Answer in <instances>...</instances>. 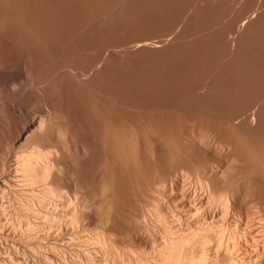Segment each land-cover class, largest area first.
Returning a JSON list of instances; mask_svg holds the SVG:
<instances>
[{
	"label": "rangeland",
	"instance_id": "1",
	"mask_svg": "<svg viewBox=\"0 0 264 264\" xmlns=\"http://www.w3.org/2000/svg\"><path fill=\"white\" fill-rule=\"evenodd\" d=\"M13 1L0 0L1 169L26 121L44 111L39 143L60 148L57 184L93 205L83 236L108 230L120 252L154 264L161 197L175 208L208 185L233 198L230 224L264 246V0ZM115 130L136 138L133 164L118 159ZM209 211L218 217L221 207ZM11 217L7 207L0 224L16 233ZM165 222L177 226L174 214ZM68 235L56 251L66 257L52 264H87L88 253L112 262ZM0 242L8 257L13 244ZM28 248L11 264H39Z\"/></svg>",
	"mask_w": 264,
	"mask_h": 264
},
{
	"label": "bare ground",
	"instance_id": "2",
	"mask_svg": "<svg viewBox=\"0 0 264 264\" xmlns=\"http://www.w3.org/2000/svg\"><path fill=\"white\" fill-rule=\"evenodd\" d=\"M2 18L3 17L1 16V19ZM50 116L51 115H47L46 112L43 111L39 112L32 118L30 117L26 121L22 131L19 132L13 142H11L12 145H10V148L12 146V156L8 155L10 156L8 157V161L7 159H5L6 163H4L3 161L4 165L2 164L3 167L2 169L0 168V219L3 215H5V209L7 207H10L14 216L16 217L12 218L13 216L10 212L12 221H9L8 219L7 221L16 223L15 225L19 229H17L18 231L16 233H18L20 229H22L20 234H16V230L11 231V229H8L4 226V223L0 224V240L9 241L11 244H13L11 246L12 250H6L8 257H2L0 255V264H11V259L14 261H19V259L22 258V256L25 254L21 256L17 251L20 250V252L22 253H27L29 249L28 246L31 247L33 251L36 250L38 252L40 257V261H38L39 264H41L40 262H42V264H52L56 260L65 258L66 251L63 250L64 252L60 254L56 252L59 249H57L58 243H61L65 235L67 236L69 233L70 235H74V233H76L79 237L80 233L84 231V218L85 216H87V213H89L88 210L90 209V207L93 206H89L90 202L88 203L86 202L88 200H84L86 198L83 197V199L82 196H79L80 193L78 194L73 184H71L72 186L69 185L65 188L57 184V176L59 171L56 158L58 150L60 148L58 150L55 148L56 146H54L53 148H44L43 146H41V142L39 143L42 132L44 131L46 126H48L47 123ZM117 130L119 131V128ZM117 133L116 135H114L115 133L112 134V137H114L111 144H113L114 146H112L115 147L114 151L118 159L123 163V166H125L124 164H127L126 166H128V163H130L131 161L133 162H131L130 164H133L134 161H136V138L134 140V137H131L132 133H130L129 136V133H127V131V134L122 132L119 134ZM109 136L111 137V134ZM22 143H29V145L19 150L15 149L19 146H22ZM107 145L109 144L107 143ZM169 185L170 189L172 190L178 188L177 181L172 180ZM200 187L201 190H204V195L203 193L201 195L194 193L193 195L191 194L193 202H189L192 203L187 204L183 200L178 201L177 205H180L181 211H178V208L176 209L177 205L175 206V208L171 207L173 199H171L168 195L161 197V200L163 202L162 205L160 207H157V209L155 210L157 212V215L155 216H159V225L157 227L158 230H160L163 234V237H160L161 239L158 242L155 241L157 245L151 256V258L155 261L154 264H264V246H258L256 238H254L256 236H254L252 232H249V234H247L249 235L248 238L247 236H245V230L241 229V233H239L240 230L236 228L239 225L234 227L229 222L230 218L228 219V217L231 215L232 209L234 208V200H231L233 198L228 197V195L223 193L216 194L214 191L209 189L208 185H202ZM213 206L221 207V213L219 214L220 216L212 217V210L211 212L209 210ZM207 208H209V210ZM237 209L238 208H236V211ZM260 209L258 210L259 212ZM173 214L174 217L176 216L177 226L171 224L170 226H167V223L165 221L169 220V216ZM17 216L19 217L17 218ZM29 216L30 218L31 216H42V220L37 221L38 219H40L39 217L36 218L37 220L35 219L36 221L30 220ZM96 216L98 215L96 214ZM99 216L103 215L99 214ZM142 216L144 217V215ZM193 217H196V219L192 220ZM263 217L261 219H264ZM63 220L65 222V225H62ZM236 222L237 221H235L234 223ZM53 228L56 230L52 231ZM13 229L15 228H12V230ZM96 231L98 232H95L92 235L88 233L89 235L83 236V233L85 232L84 231L83 233H81L79 239H81L84 244H89L91 242L96 245L99 250L102 251V253L101 251L100 253L102 255L104 254V256L109 253L110 255L112 254L111 257L113 259H111L112 262L110 261L111 264L149 263V258H146L145 255H142L140 254V252H137L135 250L120 252L119 248L116 247V242L114 243L111 239V236L109 234L110 232H108V230L107 232L105 230L100 231L99 229ZM31 233L33 236H30ZM259 233L260 235H262V233L264 234V232ZM260 235L257 240H259V238L261 237ZM262 239L264 240V238ZM24 240L26 243L24 244L26 246L24 244L22 245H24L25 247H23L20 243V241L24 242ZM263 240H260L262 241L261 244H264ZM66 242L64 244L67 245ZM32 246H34V248ZM31 248L30 251L32 250ZM7 249H9V247ZM67 250L69 251V249ZM6 251L3 252L6 253ZM36 251L32 253H36ZM88 254H84L87 264H97L98 262H95L96 258L94 260ZM17 255H20L21 257ZM58 255L60 256V258L58 257ZM104 256H102V258ZM39 257L37 259H39ZM107 257H104L105 260L107 259ZM117 258L118 260L119 258H121V260H119L120 262H117L115 260ZM37 259L35 258V260ZM23 260L26 261L24 262V264L29 263V260H27L26 257L23 258ZM36 262L37 261H35V263Z\"/></svg>",
	"mask_w": 264,
	"mask_h": 264
}]
</instances>
